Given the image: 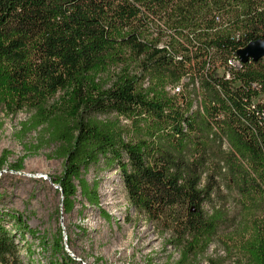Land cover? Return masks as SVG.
<instances>
[{
  "label": "trees",
  "instance_id": "16d2710c",
  "mask_svg": "<svg viewBox=\"0 0 264 264\" xmlns=\"http://www.w3.org/2000/svg\"><path fill=\"white\" fill-rule=\"evenodd\" d=\"M256 40L264 0H0V113L29 111L22 130L54 146L66 213L79 196L99 206L87 174L116 167L131 207L178 251L165 264H216L207 253L222 228L228 256L264 264V59L225 76ZM4 216L0 264H31L17 232L59 255L48 264L76 262L62 233L49 241L18 212L12 233Z\"/></svg>",
  "mask_w": 264,
  "mask_h": 264
},
{
  "label": "rangeland",
  "instance_id": "374dc122",
  "mask_svg": "<svg viewBox=\"0 0 264 264\" xmlns=\"http://www.w3.org/2000/svg\"><path fill=\"white\" fill-rule=\"evenodd\" d=\"M217 74H223V70L219 69ZM30 115L27 110L11 115L0 113V120L4 122L0 130V159L7 153L6 162L0 165V212L4 213V224L12 233H15V222L9 215L18 212L49 241L62 233L65 250L76 261L73 264H165L171 254L173 262L179 258L178 251L166 244L167 235L161 234L154 223L131 207L116 167L101 164L91 167L87 174L90 182L100 183L99 206H88L79 196L75 209L66 213L60 188L52 181L62 174L63 162L52 156L54 146L44 144L37 148L39 132L26 134L22 130V123ZM22 158L23 168L17 171L14 165ZM221 191L219 202H224L230 215L235 216L238 213L236 192L224 185ZM226 231L229 230L222 228L207 255L216 264H239L234 254L231 257L227 254ZM15 239L20 243L26 263L48 264L59 256L50 247L43 249L29 234L23 238L17 232ZM28 247L31 252L27 251ZM201 264L211 263L204 258Z\"/></svg>",
  "mask_w": 264,
  "mask_h": 264
},
{
  "label": "water",
  "instance_id": "95a60500",
  "mask_svg": "<svg viewBox=\"0 0 264 264\" xmlns=\"http://www.w3.org/2000/svg\"><path fill=\"white\" fill-rule=\"evenodd\" d=\"M238 55L243 62H247L250 59L254 61L264 59V40L249 42L245 47L238 50ZM53 185L59 187L54 182Z\"/></svg>",
  "mask_w": 264,
  "mask_h": 264
},
{
  "label": "built area",
  "instance_id": "2783aa9c",
  "mask_svg": "<svg viewBox=\"0 0 264 264\" xmlns=\"http://www.w3.org/2000/svg\"><path fill=\"white\" fill-rule=\"evenodd\" d=\"M242 62L243 61L240 59L238 52L236 53V55L234 57H231L230 59H228V62H227L228 63V69L225 71V76L227 78H230L232 76L231 69L240 68L242 66ZM179 89H180V86L175 87V91H178ZM253 103L254 104L258 103V98L253 99Z\"/></svg>",
  "mask_w": 264,
  "mask_h": 264
}]
</instances>
